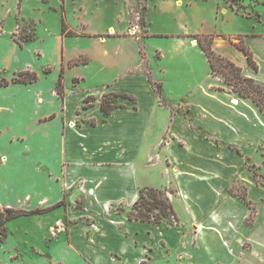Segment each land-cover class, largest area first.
<instances>
[{
	"label": "crops",
	"instance_id": "crops-1",
	"mask_svg": "<svg viewBox=\"0 0 264 264\" xmlns=\"http://www.w3.org/2000/svg\"><path fill=\"white\" fill-rule=\"evenodd\" d=\"M205 2L210 0H176L178 16L187 18L177 30L150 32L146 19L145 34L136 35L142 41L141 60L128 59L105 90L127 99L119 100L109 115L103 113L99 100L79 113L84 98L93 94L81 96L72 88L66 91V68L86 63L70 64L80 54L64 63L63 40L61 65L56 67L53 82L47 81L51 63L42 69L18 70L12 65V51L24 50L36 33L20 45L11 30L12 51L0 41V79L10 81L0 83V213L7 207L55 205L27 216L48 220L46 230L56 239L48 244V254L58 247L56 264L70 262L67 256L99 264L112 255H119L120 261L129 259L131 264H153L150 253L155 240L148 242L150 236L158 239L165 254L176 251L179 258L186 255L193 264H201L198 260L204 264H264V238L255 241L250 236L249 228L258 215L259 183L247 164L250 159L259 160L264 150V112L252 96L240 94L212 72L196 39V35L210 37L218 54L241 67L244 76L264 83V0L249 7L252 14L216 0L213 17L205 14ZM19 6L17 12L22 14ZM68 29L78 32L71 26ZM64 36L68 35L61 31ZM147 36L160 39L151 55L144 52ZM236 36L250 49L257 67L236 45ZM35 48L40 59L41 49ZM154 56L156 62L151 61ZM8 65L13 67L10 76L4 72ZM28 69L36 71L38 79L12 82L18 72ZM61 71L63 96L57 91ZM154 84L160 85V92ZM235 183L245 184L255 209L251 222L247 220L252 210L249 204L243 201L247 210L242 216L230 206L240 200L231 190ZM144 186L166 190L177 214V202L185 208V219L180 218L178 225L129 219L126 212ZM221 198L230 203L219 211L215 205ZM61 200L64 203L58 204ZM111 236L117 238L118 246Z\"/></svg>",
	"mask_w": 264,
	"mask_h": 264
},
{
	"label": "rangeland",
	"instance_id": "rangeland-1",
	"mask_svg": "<svg viewBox=\"0 0 264 264\" xmlns=\"http://www.w3.org/2000/svg\"><path fill=\"white\" fill-rule=\"evenodd\" d=\"M225 1L228 7H232L237 11L243 10L244 14H252V11H248L249 7L261 0ZM175 2L176 0H22L19 4L18 0H0V18L2 19L0 23V35L2 37L0 41L3 47L8 51H12L9 46L10 40L8 39L11 30L14 29L12 34L15 38H23L26 34L36 33L35 40L29 42L24 50L18 47V50L14 49L12 51V65L18 70L28 66L32 67V69L37 67L42 69L45 65L51 63L53 68L48 74L47 81L53 82L56 67L61 65L60 45L62 44L61 40H63L64 63L79 54L80 59L90 58V61L86 64L66 68L64 75L66 91L72 88L81 96L86 93L93 94L92 106L97 103V100L100 102L102 99L115 104L119 100L127 99L117 97V95L105 92V90L108 89V84L113 81L117 72L121 71L120 66L124 67V64L128 63V59L141 60L139 47L142 41H138L136 35L145 34L144 25L146 19L148 31L155 33L177 30L180 28L181 20H187L185 17L181 19L178 16L175 10ZM18 4L21 5L22 14L17 12V6L18 8L20 7ZM215 6L216 0H210L208 4L205 2V14H212L213 17ZM218 7L222 8L221 2ZM9 11L12 14L8 15ZM14 13L16 16L15 20ZM188 13L190 14V11ZM63 19H65L68 26L73 27L78 32L74 31V35L61 38ZM109 27L113 28L114 32H108ZM84 31L87 33L85 34ZM116 32L124 35L117 36L119 33ZM96 33L100 34L98 36L94 35ZM113 33H116L115 36L111 35ZM159 41L160 39L157 36L145 37L143 41L146 44L144 48L145 55L147 54L146 51L150 55L155 53L156 50L154 48L160 45ZM242 41L240 36H236V43ZM35 45L37 49H41L42 57L40 59L35 53ZM198 45L201 47L199 43ZM156 57H152L151 61L156 62ZM8 66L9 68L4 72L7 76H10L13 72V67ZM75 76H80L79 81L74 80ZM84 112H86V109L83 106L79 113ZM261 160L264 161L263 149L260 150L259 160L256 157L254 161L250 159L247 163L251 171L257 174V178H255L259 183V194L256 196L258 215L257 218H254L253 226L249 228L250 236L255 241L264 238V180L261 176L262 174L264 175V165L261 164ZM260 165H262V168H259ZM233 190L237 194H244L246 192L245 184L235 183ZM172 191L175 192V189H172ZM243 201L240 198L236 202L237 205L230 204L238 216H242L244 211L247 210V206ZM177 203L181 214L177 215L179 218L185 219V208H182L180 202ZM228 203L230 202L227 198H221L220 204H216L215 209L222 211V206ZM174 209L176 210V208ZM44 217L38 219V215H23L7 221V236L0 241V264H32L31 262L34 261V264H56L55 260L60 257L59 249L56 246L54 254H48L50 248L48 244L55 243L56 239L51 234V230H46L48 228V220ZM102 217L103 222H105V217ZM1 230L2 228L0 227V237H2ZM139 231L143 232V229L141 228ZM110 239L118 246L119 242L115 236H111ZM153 239L155 244L152 246L153 251L150 253V255L153 254V264H193V261L187 259L186 255H182L179 258L176 251L165 254L163 247L159 245L155 236H150L148 242ZM195 251L197 250L195 249ZM201 253H204V250ZM118 256L112 255V259L101 257L104 258V261H98V263L131 264L128 261L129 259L123 258V261H120L122 258ZM67 261L75 264L87 263L84 257L80 258L77 256H67ZM198 261L204 264L202 261ZM70 262L62 263L70 264ZM220 263H224V260H220ZM143 264H148V262L146 261ZM249 264L256 263L251 262Z\"/></svg>",
	"mask_w": 264,
	"mask_h": 264
},
{
	"label": "trees",
	"instance_id": "trees-1",
	"mask_svg": "<svg viewBox=\"0 0 264 264\" xmlns=\"http://www.w3.org/2000/svg\"><path fill=\"white\" fill-rule=\"evenodd\" d=\"M21 0H19L20 4ZM61 31L65 35H74L75 32L73 30L68 29V26L63 19ZM34 34H26L23 38H15V40L23 45L24 41L31 40ZM196 39L202 49L204 50L206 56L209 59L211 64L212 72L218 74L225 78L226 81L231 83L233 87L242 95H250L252 98L260 105L262 111L264 112V83L255 80L252 77H246L242 74V69L230 59L218 54L212 47V39L206 35H196ZM236 45L243 50L250 63H252L255 67H257L256 61L253 58L252 52L250 49L244 44V42L236 43ZM88 59H75L70 62L71 65L79 64V63H87ZM50 69L47 68L46 72ZM233 75V76H232ZM63 71H61L60 77L57 82V91L63 96L64 94V84L62 81ZM38 79V73L34 70H23L17 73L15 77L12 78V82L19 83H29ZM9 80L6 78H1V84H9ZM155 88L158 92H160V85L154 84ZM123 96L129 97L128 94H124ZM94 100L93 95H88L84 98V108L89 107ZM118 106L117 103L113 104L112 102L107 101L106 99H102L100 101V108L105 115H109L111 110ZM92 123H96L95 119H92ZM1 162V158H0ZM254 176L257 178V174L254 173ZM233 190V188L231 189ZM245 203L249 204L252 208L248 216V222H251L255 215V210L252 207V202L247 198V192L244 194H237ZM64 203V200H61L58 204ZM55 206V205H54ZM36 208V209H17L12 207L4 208L0 213V227L1 236L0 241L3 240L4 237L7 236V226L6 223L8 220L23 216V215H31L38 214L48 211L53 208ZM125 210L121 208V210ZM127 217L133 220H141V221H152V222H162L166 221L169 225H178L180 223V218L178 217L174 205L170 200L166 190L162 188H157L153 186H144L139 190L138 198L133 204L132 208L128 210ZM251 216H253L251 218ZM146 261L141 262V264Z\"/></svg>",
	"mask_w": 264,
	"mask_h": 264
},
{
	"label": "water",
	"instance_id": "water-1",
	"mask_svg": "<svg viewBox=\"0 0 264 264\" xmlns=\"http://www.w3.org/2000/svg\"><path fill=\"white\" fill-rule=\"evenodd\" d=\"M222 40H224V39H217V41H222Z\"/></svg>",
	"mask_w": 264,
	"mask_h": 264
}]
</instances>
